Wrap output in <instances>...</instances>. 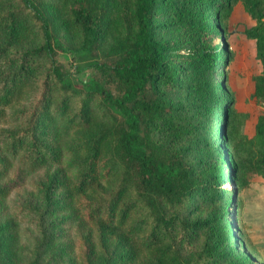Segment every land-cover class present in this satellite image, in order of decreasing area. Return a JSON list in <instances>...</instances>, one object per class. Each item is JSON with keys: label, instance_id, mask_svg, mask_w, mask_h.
I'll list each match as a JSON object with an SVG mask.
<instances>
[{"label": "trees", "instance_id": "trees-1", "mask_svg": "<svg viewBox=\"0 0 264 264\" xmlns=\"http://www.w3.org/2000/svg\"><path fill=\"white\" fill-rule=\"evenodd\" d=\"M46 1L0 0V264H216L214 244L182 254L209 223L186 214L215 188L236 209L243 169L264 179V113L247 136V114L228 123L229 100L213 137L203 101L226 61L220 12L241 1L255 20L244 34L262 65L252 94L264 106V0H187L182 33L164 41L154 23L163 0H61L59 20ZM180 60L192 71L186 95H198L173 103ZM213 142L245 155L234 166Z\"/></svg>", "mask_w": 264, "mask_h": 264}, {"label": "rangeland", "instance_id": "rangeland-1", "mask_svg": "<svg viewBox=\"0 0 264 264\" xmlns=\"http://www.w3.org/2000/svg\"><path fill=\"white\" fill-rule=\"evenodd\" d=\"M54 1L56 0H48L46 3L54 20H59L61 18V7L59 5L61 0ZM216 10L217 8L210 10V12L213 13ZM188 11H190V6L187 0H163L154 14V23L157 25L155 37L160 41H164L179 36L183 31L179 17L185 18ZM192 11L207 12L206 9H201L197 4L193 6ZM219 18L221 26L227 33L225 38L227 46L223 53L226 61L223 66L217 67L216 73L212 76L214 86L209 95L205 97L206 101H203L205 115L203 131H207L208 134L214 137V132H217L221 121L220 114L230 100L231 102L227 106L229 110L228 123L236 124L238 122L239 116H234V113L247 114L240 131L247 136H252L258 116L264 113V106L252 94L254 90L253 77L260 73L262 65L256 57L255 40L246 37L244 34L245 28L252 26L255 20L245 11L241 1L236 2L227 12L222 10ZM71 36L73 37V35ZM108 46L109 40H106L103 43V47L107 48ZM60 58L63 64L73 69L74 64L70 63L68 56L61 55ZM180 64L185 67L186 71L181 79L183 83L181 90L171 92L170 96L173 103H183L188 99L196 98L198 95L195 92L186 95L184 85L190 82L192 71L187 69L188 65L181 62V60ZM88 73L90 74V71H83L76 74L75 77L84 79ZM231 136L232 138L238 137L234 133ZM212 144L211 151H214L216 156H223L225 150L230 152L231 157L227 158L231 160L234 166L236 162H241L242 157L245 155L243 149L238 147L233 149L229 146L228 148L221 146L215 142ZM209 153L210 149L204 151L195 150L191 155L193 159H201ZM255 175L257 174L249 173L243 169L237 174L238 183L242 181L243 183H248V180ZM223 180H225L224 184L221 181V185H227L226 179ZM221 189L215 188L193 196L190 211L186 214V218L189 220L197 218L208 219L209 223L207 227L192 231L189 241L181 244L182 254L187 255L196 252L207 242L216 245L218 250V261L216 264H248L251 261H262L264 251L257 249L259 246L249 236L240 218L238 221V216L240 215V207H243L246 217L249 219L257 217L262 221V218H264V200L258 201L260 211L252 209L253 205L249 199H246L245 203L239 206L242 203L241 191L239 190L236 194L239 204L235 201L236 209L233 208L232 210L230 201L228 202V198L225 197ZM258 192H264V186L259 188ZM243 211L241 208V215L244 214ZM234 214L235 222L233 221ZM235 223L242 231L234 230ZM67 262L68 259H62L57 264H67Z\"/></svg>", "mask_w": 264, "mask_h": 264}, {"label": "crops", "instance_id": "crops-1", "mask_svg": "<svg viewBox=\"0 0 264 264\" xmlns=\"http://www.w3.org/2000/svg\"><path fill=\"white\" fill-rule=\"evenodd\" d=\"M262 186H264V179L261 176L255 175L251 177L248 180V184L241 190L242 203L240 206L245 203L246 199H249L253 205L252 209L254 211H260L258 201L264 200V192H258V190L259 188H262ZM245 192H247V194H245ZM241 208L242 211L244 210L243 207H240L239 218L241 220V223L246 228L252 240H254V243L259 246L257 249L260 251H264V224H262L264 223V218H262V221L257 217L249 219L248 217H246L244 211V214L241 215Z\"/></svg>", "mask_w": 264, "mask_h": 264}, {"label": "water", "instance_id": "water-1", "mask_svg": "<svg viewBox=\"0 0 264 264\" xmlns=\"http://www.w3.org/2000/svg\"><path fill=\"white\" fill-rule=\"evenodd\" d=\"M232 199H233V197H232Z\"/></svg>", "mask_w": 264, "mask_h": 264}]
</instances>
